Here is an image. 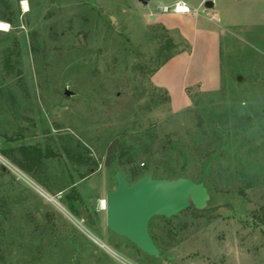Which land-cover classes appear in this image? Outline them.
Wrapping results in <instances>:
<instances>
[{
	"label": "rangeland",
	"instance_id": "obj_1",
	"mask_svg": "<svg viewBox=\"0 0 264 264\" xmlns=\"http://www.w3.org/2000/svg\"><path fill=\"white\" fill-rule=\"evenodd\" d=\"M160 3L173 0H0V148L12 163L7 151H35L27 176L66 209L0 162V264H264V54L224 44L218 87H188L184 103L186 63L170 86L155 73L187 49L192 71L206 73L215 39L195 28L189 47L149 16ZM66 82L78 95L52 114ZM117 171L129 183L189 178L210 199L150 220L153 257L98 208Z\"/></svg>",
	"mask_w": 264,
	"mask_h": 264
},
{
	"label": "crops",
	"instance_id": "obj_2",
	"mask_svg": "<svg viewBox=\"0 0 264 264\" xmlns=\"http://www.w3.org/2000/svg\"><path fill=\"white\" fill-rule=\"evenodd\" d=\"M175 1L177 0H173L172 4L160 3L159 5L171 6ZM185 1L193 9L192 13L149 12L150 17L155 13V16L160 18V21L166 24L171 32L179 33L182 40L189 44L191 48L194 47L195 40L199 37L195 28H200L203 31L201 34L203 39H215L217 59L214 66L209 68L206 73L199 69L192 71L190 63L192 51L190 50L188 54V49L176 52L155 73L158 83L162 86H170L174 81L170 80L169 82L168 77L175 73L176 67H179L180 63H186L182 68V78L178 83L179 86L176 84L183 93L184 103L186 100L188 102L186 91L188 87L200 86L202 89H215L218 87L222 70L224 44H232L237 41L243 42L250 47L260 49L264 54V0H211L213 6L207 8L211 11L206 10L205 15H202L203 12L201 14L199 9L201 6H205V2L209 0H189L190 4L187 0ZM218 5L220 7L216 10ZM200 61V68H204L203 61L201 59Z\"/></svg>",
	"mask_w": 264,
	"mask_h": 264
},
{
	"label": "water",
	"instance_id": "obj_3",
	"mask_svg": "<svg viewBox=\"0 0 264 264\" xmlns=\"http://www.w3.org/2000/svg\"><path fill=\"white\" fill-rule=\"evenodd\" d=\"M138 1L147 4L149 0ZM212 6L211 0L205 2L206 8ZM240 79L241 77H238V80ZM62 95L64 99L61 105H56L52 114L63 110L65 98L77 96L78 92L66 82ZM115 179L116 188L105 196L106 225L114 233L127 238L153 257L160 255V249L150 235V220L157 215L171 217L189 208L195 212L202 211L210 199L204 183L185 177L168 179L144 175L129 183L123 174L117 171Z\"/></svg>",
	"mask_w": 264,
	"mask_h": 264
},
{
	"label": "built area",
	"instance_id": "obj_4",
	"mask_svg": "<svg viewBox=\"0 0 264 264\" xmlns=\"http://www.w3.org/2000/svg\"><path fill=\"white\" fill-rule=\"evenodd\" d=\"M159 10L162 13H166V14H184V13H192L193 12V9H191V7L188 5V3L185 0H177L171 6L159 5ZM0 162H2V164H4V166L7 169L13 171L19 178H22V179L26 180L45 199H47V200H49L51 202H54L55 204H57V206H59L60 208H62V209H64L66 211V209L59 203V201L57 199H55L54 196L49 194L41 186H39L34 181H32L31 178H29V176H27V174L23 170H21L16 164H14L10 160H8L1 152H0ZM99 201H101L103 203V208H101V209L105 210V208H106V200H105V198L101 199ZM71 217H72L71 219H73V216H71ZM74 220L79 225H81L83 227L81 222H79L75 218H74Z\"/></svg>",
	"mask_w": 264,
	"mask_h": 264
},
{
	"label": "trees",
	"instance_id": "obj_5",
	"mask_svg": "<svg viewBox=\"0 0 264 264\" xmlns=\"http://www.w3.org/2000/svg\"><path fill=\"white\" fill-rule=\"evenodd\" d=\"M172 57V56H171ZM169 57V58H171ZM168 58V59H169ZM18 151H20V154H22L21 158H18L13 153L7 151L14 164H16L21 170H23L25 173L29 174L27 171L32 172L34 168V164L38 163L40 161V156L35 153L33 150H26L25 147H19ZM0 152L6 156V154L3 152V150L0 148ZM35 174V172H33ZM168 218V217H167Z\"/></svg>",
	"mask_w": 264,
	"mask_h": 264
},
{
	"label": "bare ground",
	"instance_id": "obj_6",
	"mask_svg": "<svg viewBox=\"0 0 264 264\" xmlns=\"http://www.w3.org/2000/svg\"><path fill=\"white\" fill-rule=\"evenodd\" d=\"M23 6L25 9H27V3L24 1ZM0 25H5L6 27H0L1 30H6L8 28V25L5 22H0ZM99 208H103V203L99 201Z\"/></svg>",
	"mask_w": 264,
	"mask_h": 264
},
{
	"label": "snow or ice",
	"instance_id": "obj_7",
	"mask_svg": "<svg viewBox=\"0 0 264 264\" xmlns=\"http://www.w3.org/2000/svg\"><path fill=\"white\" fill-rule=\"evenodd\" d=\"M0 27H6L5 25H0Z\"/></svg>",
	"mask_w": 264,
	"mask_h": 264
}]
</instances>
